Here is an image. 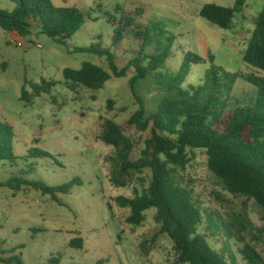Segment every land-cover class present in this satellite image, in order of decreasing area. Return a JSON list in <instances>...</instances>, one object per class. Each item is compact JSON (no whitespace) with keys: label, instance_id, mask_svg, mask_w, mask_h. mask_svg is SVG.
Listing matches in <instances>:
<instances>
[{"label":"rangeland","instance_id":"374dc122","mask_svg":"<svg viewBox=\"0 0 264 264\" xmlns=\"http://www.w3.org/2000/svg\"><path fill=\"white\" fill-rule=\"evenodd\" d=\"M243 14H237L233 27L221 29L201 17L205 5L233 8L236 0H52L57 8L75 7L89 15L82 29L61 45L42 34L41 23L33 24L31 38H20L0 27V121L14 128V162H0V182L20 176L31 182L57 187L80 179L70 194H59L58 204L50 196L24 187L20 191L0 188V257L13 250L24 264H174L177 254L173 242L160 235L157 209L145 213L143 226L128 223L130 210L118 206V197H134L146 191L151 173L134 174L128 188H115L110 182L115 149L101 140L107 120L116 122L132 140V159L139 157L151 130L139 132L128 124L138 109L130 81L135 77L130 61L145 56H169L164 66L135 83L149 113L160 102L183 90L199 87L214 65L221 69V86L215 88L222 100L228 97L229 108L251 104L257 90L239 78L234 85L227 75L261 72L243 60L255 22L264 9V0H246ZM121 11L117 10V7ZM18 5L0 0V10L15 13ZM122 13L133 25L115 42ZM150 36L136 37L140 28ZM23 43L19 47V43ZM39 44L42 49L29 44ZM92 46L109 49L116 55L123 78H114L101 90L88 89L69 82L66 69L80 70L92 63L111 73L105 57L76 53V48ZM192 53L204 63L191 64L188 75L176 81ZM40 86V95L35 93ZM30 102L22 100L23 89ZM111 103V104H110ZM46 152L52 158L31 157L33 151ZM190 162L178 170L177 182L192 192L203 211L198 233L206 236L210 246L233 264H249L242 250L253 247L264 259V209L254 200L232 196L208 168L204 150H189ZM83 248L71 247L75 239ZM5 254V255H4ZM0 264H4L0 261Z\"/></svg>","mask_w":264,"mask_h":264},{"label":"trees","instance_id":"16d2710c","mask_svg":"<svg viewBox=\"0 0 264 264\" xmlns=\"http://www.w3.org/2000/svg\"><path fill=\"white\" fill-rule=\"evenodd\" d=\"M10 1L15 2L18 9L15 13L0 10V27L7 33H18L22 38H31L33 24L40 21L42 34L66 45L90 17L75 7L57 8L52 0ZM246 6V0H236L233 8L208 4L203 7L200 15L209 23L229 30L233 27L235 16L243 14ZM117 10L121 11V8L118 6ZM119 25V31L115 35L116 43L121 40L126 29L133 25V21L122 13ZM139 30L141 32L136 37L143 41L144 48L150 31L146 27ZM75 52L105 57L112 74L95 64L84 63L80 70L64 71V77L69 82L101 90L113 77L119 79L126 75V70H119L117 67L116 55L109 49L92 46L76 48ZM168 56L169 52L151 56L149 66H145V56L141 54L129 64V68H134L136 72L130 85L138 109L132 114L128 124L141 133L151 130V137L146 140L139 157L132 159L134 143L116 122L107 120L104 124L101 140L115 149L110 176L112 186L128 188L134 174L146 170L151 173V183L146 191L134 197H118L116 203L119 207L130 210L127 221L137 227L143 226L147 211L157 209L159 234L166 235L174 244L177 254L174 264H233L210 246L206 236L198 233L203 222V211L192 192L177 182L176 174L178 170H185L188 166L189 150H204L209 170L226 192L232 196L254 200L264 209V9L255 22L252 38L243 55L244 62L263 76L254 73L227 75L231 85L241 78L256 88V97L251 104L235 105L230 109L228 99L233 88L223 100L215 92V88L221 86V69L214 65V58L210 56L212 68L204 85L191 87L189 90H183L181 84L174 86L176 95L165 97L158 110L149 113L144 99L134 90L135 83L161 69ZM186 61L176 78L177 82H180L182 76L188 75L191 64L204 63L203 58L192 53H188ZM34 89L37 95L43 90L40 86H35ZM22 100L30 102L25 88ZM14 137V128L0 121V162H14L17 159L13 146ZM31 153V157L52 158L50 154L39 150ZM81 184V180L76 179L61 186L50 187L42 182H31L14 176L8 182H0V188H10L17 192L29 187L62 205L58 195L70 194L74 186ZM83 245L81 238L71 242L72 248L82 249ZM242 252L244 260L249 261V264H264V259L250 245H246ZM13 253V250L5 252L10 256L0 257V261L4 264H24ZM58 263L59 259L55 257L49 261V264ZM103 263L101 261L98 264Z\"/></svg>","mask_w":264,"mask_h":264},{"label":"built area","instance_id":"2783aa9c","mask_svg":"<svg viewBox=\"0 0 264 264\" xmlns=\"http://www.w3.org/2000/svg\"><path fill=\"white\" fill-rule=\"evenodd\" d=\"M18 46H19V47H22V46H23V43H22V42L19 43ZM33 46H36L37 48L42 49V46L39 45V44H36V45H33Z\"/></svg>","mask_w":264,"mask_h":264},{"label":"crops","instance_id":"0c3cea01","mask_svg":"<svg viewBox=\"0 0 264 264\" xmlns=\"http://www.w3.org/2000/svg\"><path fill=\"white\" fill-rule=\"evenodd\" d=\"M64 8H73V7H64ZM11 34H13V35H17L18 37L21 38V36H20L18 33H11ZM32 45H33V44H32Z\"/></svg>","mask_w":264,"mask_h":264},{"label":"water","instance_id":"95a60500","mask_svg":"<svg viewBox=\"0 0 264 264\" xmlns=\"http://www.w3.org/2000/svg\"><path fill=\"white\" fill-rule=\"evenodd\" d=\"M29 46L32 47L33 45L30 43Z\"/></svg>","mask_w":264,"mask_h":264}]
</instances>
